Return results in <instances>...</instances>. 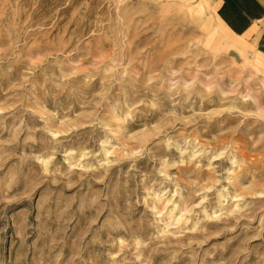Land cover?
<instances>
[{
  "label": "rangeland",
  "instance_id": "obj_1",
  "mask_svg": "<svg viewBox=\"0 0 264 264\" xmlns=\"http://www.w3.org/2000/svg\"><path fill=\"white\" fill-rule=\"evenodd\" d=\"M221 2L0 0V264H264V39Z\"/></svg>",
  "mask_w": 264,
  "mask_h": 264
},
{
  "label": "crops",
  "instance_id": "obj_2",
  "mask_svg": "<svg viewBox=\"0 0 264 264\" xmlns=\"http://www.w3.org/2000/svg\"><path fill=\"white\" fill-rule=\"evenodd\" d=\"M216 8L219 25L231 34L243 35L252 25L258 26L261 31L257 43L261 44L264 39V0H222Z\"/></svg>",
  "mask_w": 264,
  "mask_h": 264
},
{
  "label": "bare ground",
  "instance_id": "obj_3",
  "mask_svg": "<svg viewBox=\"0 0 264 264\" xmlns=\"http://www.w3.org/2000/svg\"><path fill=\"white\" fill-rule=\"evenodd\" d=\"M159 5H161V4H159ZM264 21V20H263Z\"/></svg>",
  "mask_w": 264,
  "mask_h": 264
}]
</instances>
